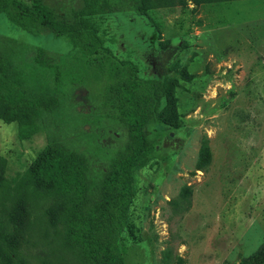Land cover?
<instances>
[{
	"label": "rangeland",
	"instance_id": "374dc122",
	"mask_svg": "<svg viewBox=\"0 0 264 264\" xmlns=\"http://www.w3.org/2000/svg\"><path fill=\"white\" fill-rule=\"evenodd\" d=\"M153 4L144 15L94 18L114 56L166 87L160 156L132 171L123 264H230L264 246V0ZM0 36L53 55L70 50L65 38L28 34L2 12ZM9 73L0 59V77ZM11 110L0 115V236L23 264H52L44 242L54 205L28 172L45 139L25 109ZM17 203L27 210L20 228L6 221Z\"/></svg>",
	"mask_w": 264,
	"mask_h": 264
},
{
	"label": "trees",
	"instance_id": "16d2710c",
	"mask_svg": "<svg viewBox=\"0 0 264 264\" xmlns=\"http://www.w3.org/2000/svg\"><path fill=\"white\" fill-rule=\"evenodd\" d=\"M154 6L153 0H0L13 26L32 35L49 31L70 46L69 53L53 55L0 36V59L10 68L0 88L45 139L28 172L54 205L48 218L54 235L44 242L52 264H123L118 242L133 196L132 171L160 156L166 87L141 80L135 64L114 56L94 18L127 10L144 15ZM26 214L25 204L17 203L6 221L20 228ZM263 263L264 246L230 264ZM0 264H23L3 236Z\"/></svg>",
	"mask_w": 264,
	"mask_h": 264
},
{
	"label": "crops",
	"instance_id": "0c3cea01",
	"mask_svg": "<svg viewBox=\"0 0 264 264\" xmlns=\"http://www.w3.org/2000/svg\"><path fill=\"white\" fill-rule=\"evenodd\" d=\"M7 106H10L11 112L12 111H20L21 107H12L10 103V94L9 91L1 88L0 89V115L7 109Z\"/></svg>",
	"mask_w": 264,
	"mask_h": 264
}]
</instances>
